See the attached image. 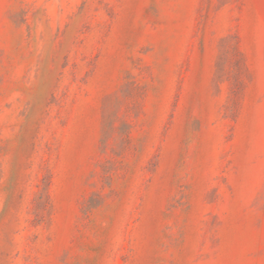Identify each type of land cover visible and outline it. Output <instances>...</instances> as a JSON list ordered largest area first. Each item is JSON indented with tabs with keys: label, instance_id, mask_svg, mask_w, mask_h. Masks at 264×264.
Segmentation results:
<instances>
[{
	"label": "rangeland",
	"instance_id": "374dc122",
	"mask_svg": "<svg viewBox=\"0 0 264 264\" xmlns=\"http://www.w3.org/2000/svg\"><path fill=\"white\" fill-rule=\"evenodd\" d=\"M0 264H264V0H0Z\"/></svg>",
	"mask_w": 264,
	"mask_h": 264
}]
</instances>
